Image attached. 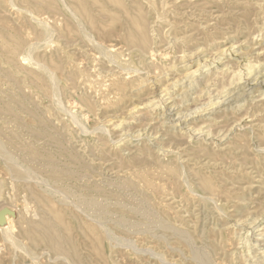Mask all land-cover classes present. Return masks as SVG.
I'll use <instances>...</instances> for the list:
<instances>
[{"label": "rangeland", "instance_id": "1", "mask_svg": "<svg viewBox=\"0 0 264 264\" xmlns=\"http://www.w3.org/2000/svg\"><path fill=\"white\" fill-rule=\"evenodd\" d=\"M123 6L144 18L152 60L125 43ZM118 81L130 86L126 96L112 92ZM209 95L214 106L190 115ZM0 141V217L17 214L12 235L31 251L0 239V264H193L191 251L212 264H264V0H0ZM17 165L27 178L14 175ZM80 199L102 205V217ZM141 199L189 241L132 212ZM43 220L73 257L21 234Z\"/></svg>", "mask_w": 264, "mask_h": 264}, {"label": "bare ground", "instance_id": "2", "mask_svg": "<svg viewBox=\"0 0 264 264\" xmlns=\"http://www.w3.org/2000/svg\"><path fill=\"white\" fill-rule=\"evenodd\" d=\"M61 1V0H60ZM142 1V0H141ZM144 2V1H143ZM189 2V1H188ZM262 2H263V0H262ZM36 3V2H35ZM191 3V2H190ZM39 4V3H38ZM145 6H147V5H145ZM159 6V5H158ZM121 7V6H120ZM132 6H129V7H122V10L124 11L123 13L124 14H126V15H128V16H126V20H125V23H126V25H128V29H127V32H126V38H125V43L133 50L132 52H135V53H137V55H139L140 56V58H144L145 56H147V58L150 60H152L153 58H154V49L152 48V46H153V44L151 43V41H150V39H149V31H148V28H147V25H146V23H145V20H144V18H141V17H136V18H133V17H131V15H130V12H132L131 10H130V8H131ZM14 8V7H13ZM64 8H66L65 6H64ZM145 8V7H144ZM16 9V8H15ZM67 9V8H66ZM147 9V8H146ZM170 9V8H169ZM185 9V8H184ZM154 11V10H153ZM155 12V11H154ZM18 14V13H17ZM161 14V13H160ZM159 14V15H160ZM19 15V14H18ZM163 15V14H162ZM164 15H167V14H164ZM30 16V15H29ZM71 16V15H70ZM155 16H156V14H155ZM193 16V15H192ZM144 17V16H143ZM200 17V16H199ZM30 18V17H29ZM75 18V17H74ZM35 19V18H34ZM37 19V18H36ZM110 19V18H109ZM154 19H156V17L154 18ZM161 19V18H160ZM160 19H159V21H160ZM158 21V20H157ZM168 22V21H167ZM161 23V22H160ZM29 25V24H28ZM153 26V25H152ZM156 26V25H155ZM31 27V26H30ZM77 30H79V29H77ZM153 32V31H152ZM162 32V31H161ZM45 33H46V30L45 29H43V32H41L40 34H41V36L42 37H44L45 36ZM151 35H152V33H151ZM49 36V35H48ZM167 37V36H166ZM49 38V37H48ZM54 38V37H53ZM116 38V37H115ZM165 40V39H164ZM174 40V39H173ZM32 41V40H31ZM35 41V40H34ZM33 42V41H32ZM45 42V41H44ZM171 42V41H170ZM174 42V41H173ZM176 42V41H175ZM174 42V43H175ZM36 43V42H35ZM44 44V43H43ZM168 44V43H167ZM116 46V45H115ZM119 46V45H118ZM111 47V46H110ZM117 47V46H116ZM182 47V49H183V46H181ZM186 47V46H185ZM112 48V47H111ZM118 48V47H117ZM114 50V49H113ZM162 50V49H161ZM107 51V50H106ZM183 51V50H182ZM108 52V51H107ZM126 52V51H125ZM191 52V51H190ZM193 53H196V52H193ZM26 54H27V52H26ZM155 54H156V52H155ZM186 54V53H185ZM188 54V53H187ZM61 55V54H60ZM160 55V54H159ZM166 55H168V54H165V52H164V54H162V56H160V57H162V58H164ZM182 55V54H181ZM188 55H190V54H188ZM198 55V54H197ZM201 55V54H200ZM27 56V55H26ZM178 56V55H177ZM179 56H180V54H179ZM187 56V55H186ZM195 56V55H194ZM93 57V56H92ZM125 57V56H124ZM20 58V57H19ZM112 58V57H111ZM180 58V57H179ZM188 58V57H187ZM186 58V59H187ZM189 58H191L190 56H189ZM197 58V57H196ZM26 59V58H25ZM183 59V57H181V60ZM200 59V58H199ZM24 60V59H23ZM27 60H30L31 61V59H27ZM26 60V61H27ZM148 60V61H149ZM180 60V59H179ZM41 61V60H40ZM95 61V60H94ZM153 61H155V60H153ZM187 61V60H186ZM189 61V60H188ZM32 62V61H31ZM98 63V62H97ZM179 63V62H178ZM185 63V62H184ZM35 64H37V63H35ZM41 64L42 63H40L39 65L41 66ZM172 64V63H171ZM174 64V63H173ZM180 64V63H179ZM250 64V63H249ZM55 65V64H54ZM110 65V64H109ZM152 65H154V64H152ZM197 65H198V63H197ZM211 65V64H210ZM251 65V64H250ZM74 66V65H73ZM117 66V65H116ZM256 66V65H255ZM67 67V66H66ZM65 67V68H66ZM164 67H167L166 65L165 66H163V68ZM210 67V66H209ZM42 68V67H41ZM46 68V67H45ZM93 68V67H92ZM151 68V67H150ZM161 68V67H160ZM173 68H175V66H171V65H169V67L168 68H166V70H164V71H161V72H159V74L156 76V77H158V76H161V75H165V74H167V73H169L170 71H171V69H173ZM247 68V67H246ZM255 68V67H254ZM67 69V68H66ZM94 69V68H93ZM126 69V68H125ZM128 69V68H127ZM151 69H153V68H151ZM162 69V68H161ZM130 70H132V69H130ZM136 70V69H135ZM155 70V69H154ZM153 70V71H154ZM199 70V69H198ZM198 70H195L194 72H192L191 74H189L190 76V78L189 79H194V75L198 72L199 73V71ZM51 71V70H50ZM60 71V70H59ZM118 71V70H117ZM120 71H122L121 69H120ZM124 71V70H123ZM246 71H249V74L253 71V69L251 68H247V70ZM53 72V71H52ZM79 72V71H78ZM157 72V71H156ZM172 72V71H171ZM59 73V72H58ZM93 73V72H92ZM99 73V72H98ZM109 73V72H108ZM120 73V72H119ZM125 73V72H124ZM132 73V72H131ZM235 73H237L236 71H235ZM239 73V72H238ZM244 73V72H243ZM258 73H260V72H258ZM65 74V73H64ZM75 74H76V72H75ZM83 74V73H82ZM114 74V73H113ZM127 74V76H128V74L129 73H126ZM141 74V73H140ZM186 74V73H185ZM68 75H70V74H68ZM104 75H105V72H104ZM110 75V74H109ZM148 75H149V73H148ZM237 75V74H236ZM235 75V76H236ZM244 75V74H243ZM67 76V75H66ZM101 76V75H100ZM235 76H233V77H235ZM246 76V75H245ZM59 77V76H58ZM110 77V76H109ZM125 77V76H124ZM154 77H155V75H154ZM6 78V77H5ZM53 77L51 76V79H52ZM97 78V77H96ZM95 78V79H96ZM126 78V77H125ZM140 78V77H139ZM153 78V77H152ZM79 79V78H78ZM81 79V78H80ZM85 79V78H84ZM93 79V78H92ZM104 79V78H103ZM102 79V80H103ZM114 79H115V77H114ZM127 79V78H126ZM154 79V78H153ZM152 79V80H153ZM164 79H165V77H164ZM173 79V78H172ZM185 79V78H184ZM232 79H234V78H232ZM239 79V78H238ZM140 80V79H139ZM148 80L149 79H147V77L144 79V80H142L141 82H139L140 84L139 85H137V87H139L138 88V90H141V89H143V86L148 82ZM181 81H182V79H180ZM186 80V79H185ZM229 80V79H228ZM235 80V79H234ZM234 80H231L230 82H229V85L231 86V84L233 83V81ZM242 80V79H241ZM53 81V80H52ZM51 81V82H52ZM68 81H70V79L68 80ZM109 81V80H108ZM113 81V80H112ZM115 81V80H114ZM150 81V80H149ZM156 81V80H155ZM168 81H170V80H168ZM180 81V82H181ZM187 81V80H186ZM193 81V80H192ZM237 81V80H236ZM66 82V81H65ZM92 82V81H91ZM94 82H95V80H94ZM137 82V83H138ZM167 82V81H166ZM199 82V81H198ZM227 82V81H226ZM238 82H240V81H238ZM66 83H68V82H66ZM70 83V82H69ZM72 83V82H71ZM107 83V82H106ZM149 83H151V82H149ZM211 83V82H210ZM53 84V83H52ZM95 84V83H94ZM162 84V83H161ZM2 85V84H1ZM70 85V84H69ZM87 85V84H86ZM101 85V84H100ZM99 85V86H100ZM107 85V84H106ZM157 85V84H156ZM163 85H165V84H163ZM174 85V84H173ZM211 85V84H210ZM227 85V84H226ZM225 85V86H226ZM54 86V85H53ZM88 86V85H87ZM159 86V85H158ZM195 86V85H194ZM204 86H206V84H204ZM74 87V86H73ZM128 87H130V86H128V85H126L124 82H121V81H118V82H115V83H112V92H114V93H117L118 95L120 94L121 96H126L127 95V93L129 92V90H130V88H128ZM153 87V86H152ZM161 87H162V85H161ZM161 87H159V89L160 90H162L161 89ZM173 87V86H172ZM221 87V86H220ZM3 88V87H2ZM81 88V87H80ZM135 88V87H134ZM156 88H158V87H156ZM163 88V87H162ZM71 89V88H70ZM103 89V88H102ZM111 89V88H110ZM132 89V88H131ZM137 89V88H136ZM152 89V88H151ZM170 89V88H169ZM225 89V87H222V88H220V92L218 91V95H217V98L216 99H221L222 97H223V95H222V97H220V93L223 91ZM68 90V89H67ZM193 90V89H192ZM226 90V89H225ZM83 91V90H82ZM131 91V90H130ZM168 92V87H164V90H162L161 91V93H167ZM51 93H53V92H51ZM50 93V94H51ZM98 93H100V92H98ZM150 93V92H149ZM224 93V92H223ZM57 94V93H56ZM81 94V93H80ZM102 94V93H101ZM188 94V93H187ZM29 95V94H28ZM59 95V94H58ZM145 95V94H144ZM161 95V94H160ZM185 95V94H184ZM211 95V94H210ZM209 95V97H208V99H207V101L204 103V104H202L201 106H199V108H194V110L190 113V115L192 114V113H195L197 110L199 111L200 109H202L203 108V112L206 110L205 108L207 107L208 109H209V107L211 108V107H213L214 106V104L215 103H213V101L211 100V102H210V98H211V96ZM102 96V95H101ZM104 96V95H103ZM156 96V95H155ZM190 96V95H189ZM82 97H84V96H82ZM115 97V96H114ZM152 97V96H151ZM181 97H183V96H181ZM187 97V96H186ZM216 97V96H215ZM48 98V97H47ZM95 98V97H94ZM113 98V97H112ZM118 98V97H117ZM184 98V97H183ZM56 99V98H55ZM103 98H101V100H102ZM107 99V98H106ZM109 99V98H108ZM114 99V98H113ZM131 99V98H130ZM185 99V98H184ZM197 99V98H196ZM21 100V99H20ZM59 100V99H58ZM58 100H56V102H58ZM67 100V99H66ZM65 100V101H66ZM100 100V99H99ZM105 100V99H104ZM158 100V99H157ZM180 100H183V99H180ZM187 100V99H186ZM189 100V99H188ZM215 100V99H214ZM137 101V100H136ZM205 101V100H204ZM203 101V102H204ZM55 102V103H56ZM73 102V101H72ZM75 102V101H74ZM73 102V103H74ZM104 102V101H103ZM102 102V103H103ZM106 102H108V101H106ZM110 102V101H109ZM117 102V101H116ZM148 102V104H150L151 103V101H147ZM68 103V102H67ZM66 103V104H67ZM71 103V102H70ZM83 103L85 104V105H87V107L88 108H90V106L88 105L89 103L87 102V101H83ZM161 103H163L160 99H159V101L157 102V104H161ZM182 102L180 101V104H181ZM110 104V103H109ZM115 104V103H114ZM217 104V103H216ZM59 105V104H58ZM75 105V104H74ZM108 105V104H107ZM133 105V104H132ZM68 106V105H67ZM77 106H79L78 104H77ZM111 106V105H110ZM75 107V106H74ZM158 107V106H157ZM156 107V108H157ZM168 107V106H167ZM178 107V106H177ZM171 108V107H170ZM69 109V108H68ZM71 109H74V108H71ZM97 109V108H96ZM205 109V110H204ZM147 110V109H146ZM166 110V109H165ZM68 111V110H67ZM138 111V110H137ZM136 111V112H137ZM197 111V112H198ZM65 112V111H64ZM154 113V112H153ZM162 113V112H161ZM186 113V112H185ZM165 114V113H164ZM196 114V113H195ZM21 115V114H20ZM46 115V114H45ZM71 115V114H70ZM86 115H88V114H86ZM134 115V114H133ZM81 116V115H80ZM98 116V115H97ZM136 116V115H135ZM150 116V115H149ZM70 117H72V116H70ZM74 117V116H73ZM139 117V116H138ZM244 117V116H243ZM49 117L47 116V119H48ZM62 118V117H61ZM75 118V117H74ZM164 118V117H163ZM169 119V118H168ZM69 120H70V118H69ZM72 120H74V121H76L75 119H73L72 118ZM71 120V121H72ZM143 120V119H142ZM154 120V119H153ZM185 120V119H184ZM70 121V122H71ZM97 121V120H96ZM130 121H132V120H130ZM134 121V120H133ZM73 122V121H72ZM71 122V123H72ZM144 122V121H143ZM54 123V122H53ZM120 123V122H119ZM170 123V122H169ZM168 123V124H169ZM100 124H101V122H100ZM99 124V125H100ZM112 124V123H111ZM72 125V124H71ZM77 125V124H76ZM235 125V124H234ZM73 126V125H72ZM83 127V126H82ZM100 127V126H99ZM99 127H97V128H99ZM143 127V126H142ZM80 128V127H79ZM94 128H96V127H94ZM96 128V129H97ZM72 129V128H71ZM78 129V128H77ZM100 129H101V132H102V130H103V128H101L100 127ZM7 130V129H6ZM95 129H93L91 132H93ZM107 130V129H106ZM114 130V129H113ZM168 130V129H167ZM197 130H199V129H197ZM95 131H99V130H95ZM124 131V130H123ZM139 131H141V130H139ZM74 132V131H73ZM78 132V131H77ZM90 132V131H89ZM107 132V131H106ZM105 132V133H106ZM138 132V131H137ZM190 132V131H189ZM197 132V131H196ZM78 133H80V132H78ZM87 133V132H86ZM95 134V133H94ZM117 134V133H116ZM119 134V133H118ZM134 134V133H133ZM90 135V134H89ZM107 135V134H106ZM126 135H127V133H126ZM138 136H139V134H138ZM189 136V135H188ZM96 137V136H95ZM133 138H135V137H133ZM137 138V137H136ZM188 138H190V136L188 137ZM108 139V138H107ZM224 139V138H223ZM126 140V139H125ZM3 141V140H2ZM20 141V140H19ZM100 141V140H99ZM108 141H109V139H108ZM119 141H120V139H119ZM128 141H129V138H128ZM139 141V140H138ZM9 142V141H8ZM112 142V141H111ZM67 143V142H66ZM65 143V144H66ZM70 142H68V144H69ZM83 143V142H82ZM101 143V142H100ZM116 144V143H115ZM124 144V143H123ZM37 145V144H36ZM70 145V144H69ZM83 145V144H82ZM147 145V144H146ZM102 146V145H101ZM30 147V146H29ZM19 148V147H18ZM114 148V147H113ZM23 149V148H22ZM31 149V148H30ZM99 149V148H98ZM95 151V150H94ZM120 151V150H119ZM261 151H263V150H261ZM260 151V152H261ZM13 152V151H12ZM18 152V151H17ZM93 152V151H92ZM78 153V152H77ZM0 154H2V155H4V156H6V152H5V150H4V147H3V144H2V142L0 141ZM28 156V155H27ZM13 157V156H12ZM77 157V156H76ZM44 158V157H43ZM0 159H1V156H0ZM7 159V158H6ZM9 159V158H8ZM180 159V158H179ZM4 160V159H3ZM10 160V159H9ZM2 161V160H1ZM12 161V160H11ZM5 162H6V160H5ZM41 162V161H40ZM7 163V162H6ZM9 163V162H8ZM91 163V162H90ZM180 163V162H179ZM15 164V163H14ZM86 164V163H85ZM119 164V163H118ZM4 165V164H3ZM9 165V164H8ZM10 165H12L13 166V163L12 164H10ZM43 165V164H42ZM91 165V164H90ZM5 166V165H4ZM10 167V166H9ZM17 167H19L20 169H21V171H19V170H14L13 172H14V175L17 177V178H25L26 176H27V172H24V171H26V170H22V168L20 167V166H18L17 165ZM55 167V166H54ZM10 169V168H9ZM14 169H16L15 168V165H14ZM75 169V168H74ZM145 169V168H144ZM103 170V169H102ZM23 171V172H22ZM94 171V170H93ZM112 171V170H111ZM172 171V170H171ZM181 171H182V169H181ZM10 172H11V170H10ZM13 172H11V173H13ZM104 172V171H103ZM174 172V171H173ZM8 173H9V171H8ZM10 173V174H11ZM31 173V172H30ZM43 173V172H42ZM105 173V172H104ZM176 173H178V175H179V177L182 175V173H181V175H180V173H179V171H176ZM10 174H9V177H10ZM34 174V173H33ZM108 174V173H107ZM113 174V173H112ZM111 174V175H112ZM101 176V175H100ZM103 176V175H102ZM171 176V175H170ZM8 177V178H9ZM29 177H30V175H29ZM33 177V176H32ZM75 177V176H74ZM113 177V176H112ZM27 178V177H26ZM34 178H35V176H34ZM59 178V177H58ZM30 179V178H29ZM40 179V178H39ZM83 179H85V178H83ZM9 180H11V177H10V179ZM13 180V179H12ZM21 180V179H20ZM19 180V181H20ZM31 180V179H30ZM29 180V181H30ZM57 181H58V179H56ZM113 180V179H112ZM25 181V180H24ZM23 181V182H24ZM32 181V180H31ZM34 181V180H33ZM104 181V180H103ZM22 182V183H23ZM26 182V181H25ZM36 182V181H35ZM35 182L33 183L34 184V186H35ZM62 182V181H61ZM73 182V181H72ZM167 182V181H166ZM32 183V182H31ZM37 183H39L38 181H37ZM64 183V182H63ZM131 183V182H130ZM169 183V182H168ZM176 183V182H175ZM25 184V183H24ZM59 184V183H58ZM82 184V183H81ZM10 185V184H9ZM42 185H44V184H42ZM80 185V184H79ZM184 185V184H183ZM215 185V184H214ZM63 186V185H62ZM140 186V185H139ZM178 186H179V188H181V185H179L178 184ZM209 186V185H208ZM28 187V186H27ZM47 187V186H46ZM97 187V186H96ZM171 187V186H170ZM12 187H11V185H10V189H11ZM129 188H130V190H132V191H135V188H134V186L131 184L130 186H129ZM140 188H144V187H140ZM156 188V187H155ZM166 188V187H165ZM185 188H187L186 186H185ZM206 188H207V186H204V190H206ZM39 189V188H38ZM49 189V188H48ZM51 189V188H50ZM171 189V188H170ZM52 190V189H51ZM54 190V189H53ZM163 190V189H162ZM164 191H166V190H164ZM163 191V192H164ZM0 192H1V185H0ZM5 192V194H6V191H4ZM16 192V191H15ZM103 192V191H102ZM125 192V191H124ZM167 192V191H166ZM170 191L168 190V193H169ZM23 193H25V192H23ZM108 193V192H107ZM190 193V192H189ZM11 194H13V193H11ZM28 194H29V192H28ZM47 194V193H46ZM59 194V193H58ZM63 194V193H62ZM166 194V193H165ZM191 194V193H190ZM218 194V193H217ZM48 195V194H47ZM171 195V194H170ZM14 196V195H13ZM32 196H34L36 199H38V195L36 194V193H33V195ZM60 196H62V195H60ZM19 197V196H18ZM21 197H24V196H21ZM21 197H19V199L21 198ZM59 197V196H58ZM67 197V196H66ZM121 197V196H120ZM164 197V196H163ZM162 197V198H163ZM183 197V196H182ZM189 197V196H188ZM192 197V196H191ZM194 197V196H193ZM202 197V196H201ZM42 198V197H41ZM48 198V197H47ZM60 198V197H59ZM135 198V197H134ZM13 199V198H12ZM24 199V198H23ZM22 198H21V200H19V202L18 203H20V201L23 203V200ZM62 199H64V197L62 198ZM132 199H133V197H132ZM206 199H207V197H206ZM208 199H211V197L210 198H208ZM18 200V199H17ZM81 200V202H82V205H84L86 208H88L91 212H94V214L97 216V217H102V215H103V213L105 212V208L102 206V205H100L99 203H97V202H95V201H90V200H87V199H80ZM95 200V199H94ZM99 200V199H98ZM184 200V199H183ZM29 201V200H28ZM105 201V200H104ZM12 202V201H11ZM72 202V201H71ZM71 202H69V203H71ZM78 202V201H77ZM211 202V201H210ZM13 203V202H12ZM17 203V205H22V203H20V204H18ZM30 203H31V200H30ZM3 204V203H2ZM5 204V203H4ZM3 204V205H4ZM27 204V203H26ZM33 204V203H32ZM67 204V203H66ZM201 204V203H200ZM7 205V204H6ZM9 205V204H8ZM24 205V204H23ZM31 205V204H30ZM61 205V204H60ZM75 205V204H74ZM195 205V204H194ZM128 206V205H127ZM131 206H132V212H141L143 215H144V217L147 219V220H150V221H152V223H157L161 228H163V229H165V230H168V229H170L171 230V233H172V235L175 237V238H178L180 241H182V242H185L186 240H187V238H186V235H185V233L184 232H181V231H179L178 229H176L175 227H168V225H167V223H165L163 220H161V219H156V218H152L153 216H151L152 214L149 212V211H143V209L142 208H144L145 207V201L143 200V199H141V200H133L132 202H131ZM167 206V205H166ZM214 206V205H213ZM3 207V206H2ZM1 207V208H2ZM12 207V206H11ZM11 207H9L8 209L7 208H5L6 209V212H4L5 214L6 213H8V211H10V212H13V213H15L14 211H13V209L11 208ZM20 207V206H19ZM23 207V206H22ZM21 207V208H22ZM26 207V206H25ZM27 207H28V205H27ZM27 207L26 208H24V213L23 214H25V212H26V209H27ZM33 207V206H32ZM15 208V207H14ZM80 208H81V206H80ZM118 208V207H117ZM19 210V209H18ZM23 210V209H22ZM30 210L31 211H34V210H32L31 209V207H30ZM20 211V210H19ZM28 211V210H27ZM170 211V210H169ZM181 211V210H180ZM217 211V210H216ZM79 212V211H78ZM177 212H179V211H177ZM218 212V211H217ZM32 213V212H31ZM31 213H28V214H31ZM81 213V212H80ZM182 213V212H181ZM221 214V213H220ZM32 215V214H31ZM35 214H33V217H35L34 216ZM82 215V214H81ZM175 215H176V212H175ZM225 215V214H224ZM27 216V215H26ZM29 216V215H28ZM37 216V215H36ZM84 216V215H83ZM140 216V215H139ZM172 216V215H171ZM224 217V216H223ZM25 218V217H24ZM32 218V217H31ZM36 218V217H35ZM85 218V217H84ZM39 219V218H38ZM46 219V218H45ZM87 219V218H86ZM85 219V220H86ZM180 219V218H179ZM178 219V220H179ZM217 219V218H216ZM15 220H17V214L16 215H14V217H12L11 215L9 216L8 214H6L5 216H1L0 217V230H1V234H2V238L0 237V239H3V240H1V241H3V243L2 242H0V244L2 243L3 245H4V241H7V242H9L14 248H19L21 251H23L24 252V255H26V256H29V255H31V251H30V249L28 248V247H25V246H23L20 242H18V240H17V238H15V237H13V235H12V232L14 231V226H13V224H14V222H15ZM84 220V219H83ZM88 220H89V218H88ZM91 220V219H90ZM145 221V220H144ZM155 221V222H154ZM92 222H94V220L92 221ZM97 222V221H96ZM176 222H178V221H176ZM186 222H188V221H186ZM208 223V222H207ZM107 224V223H106ZM110 224H111V222H110ZM120 224V223H119ZM140 224V223H139ZM143 224V223H142ZM236 224V223H235ZM243 224V223H242ZM97 225V224H96ZM99 225H101V224H99ZM99 225H97L98 227H100ZM179 225H180V222H179ZM201 225V224H200ZM130 226V225H129ZM244 226V225H243ZM152 227V226H151ZM158 227V226H157ZM155 228V227H154ZM56 229H58V228H56ZM102 229H103V227H102ZM147 230H148V228H146ZM153 229V228H152ZM157 229V228H156ZM120 230V229H119ZM125 230V229H124ZM141 230V229H140ZM151 230V229H150ZM150 230H148V231H150ZM103 231V230H102ZM123 231V230H122ZM142 231V230H141ZM146 231V230H145ZM148 231H146V233H148ZM163 231V230H162ZM169 231V230H168ZM56 233H57V231H56ZM55 232H54V224H52L51 222H49V221H42V222H40L39 223V225H34V224H32V223H27V224H25L24 225V227L23 226H21V234L28 240V242H29V244L30 245H33V246H37V245H41V246H44L45 248H47V249H50V250H52L55 254H57V255H59V256H65V257H61L62 259H63V261H64V258H66V259H70L71 257H73L72 256V253L70 252V250L69 249H66L65 247V242H67V241H64V237H61V236H59V235H57ZM150 233V232H149ZM73 234V233H72ZM104 234V233H103ZM106 234H108V233H106ZM119 234V233H118ZM134 234H135V232H134ZM154 234V233H153ZM152 234V235H153ZM164 234H165V232H164ZM198 234V233H197ZM129 235H130V233H129ZM151 235V234H150ZM150 235H148V236H150ZM159 235V234H158ZM105 236V235H104ZM132 236V235H131ZM134 236V235H133ZM160 236V235H159ZM119 237V236H118ZM158 237V236H157ZM161 238H162V236H161ZM106 239H107V237H106ZM121 239H123V237L121 238ZM120 239V240H121ZM125 239V238H124ZM21 240V239H20ZM171 240V239H170ZM123 241V240H122ZM187 241H189V240H187ZM250 241V240H249ZM23 243V242H22ZM24 243H25V241H24ZM187 243H189V242H187ZM108 244V243H107ZM112 244V243H111ZM118 244V243H117ZM189 244H191V243H189ZM251 244V243H250ZM8 245V244H7ZM247 245V244H246ZM188 246V245H187ZM190 246V245H189ZM216 246V245H215ZM6 247V246H5ZM10 248V247H9ZM171 248V247H170ZM11 249V248H10ZM9 249V250H10ZM108 249H109V247H108ZM189 249V248H188ZM195 249V248H194ZM196 249H198V248H196ZM14 250V249H13ZM19 250V251H20ZM147 250V249H146ZM17 251H18V249H17ZM110 251V250H109ZM23 252L21 253V254H23ZM46 252V251H45ZM44 252V253H45ZM203 252H205V251H203ZM41 253V252H40ZM43 253V252H42ZM146 253H148L149 254V252H146ZM6 254H8L7 252H6ZM14 254V253H13ZM12 254V255H13ZM47 254V253H46ZM143 254V253H142ZM152 253L150 252V255H151ZM179 254V253H178ZM155 255V254H154ZM154 255H153V257H154ZM180 255H182V254H180ZM183 256V255H182ZM181 256V257H182ZM190 257H191V259L195 262V263H197V264H212L211 263V261H210V259L208 258V256L207 255H205L204 253H202V252H198V251H191L190 252ZM218 257V256H217ZM54 258V257H53ZM52 258V259H53ZM156 258V257H155ZM182 258H186L185 256L184 257H182ZM219 258V257H218ZM27 259H29L28 257H27ZM54 259H56V257L54 258ZM53 259V260H54ZM61 259V260H62ZM158 258H156V260H157ZM177 259V258H176ZM188 259V258H187ZM31 260V259H30ZM48 260V259H47ZM52 260V261H53ZM182 260V259H181ZM15 261V260H14ZM32 261H34L33 259H32ZM31 261V262H32ZM41 261V260H40ZM94 261V260H93ZM160 262H162V261H160ZM180 262V261H179ZM193 262V264H195ZM224 262H225V260H224ZM219 263V262H218ZM218 263H215V264H218ZM67 264V263H66ZM161 264V263H160ZM169 264V263H168ZM172 264V263H171ZM225 264V263H224Z\"/></svg>", "mask_w": 264, "mask_h": 264}]
</instances>
